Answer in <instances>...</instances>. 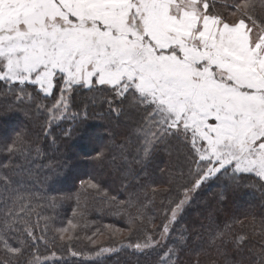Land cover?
<instances>
[{"label": "snow or ice", "instance_id": "snow-or-ice-1", "mask_svg": "<svg viewBox=\"0 0 264 264\" xmlns=\"http://www.w3.org/2000/svg\"><path fill=\"white\" fill-rule=\"evenodd\" d=\"M0 84L54 119L81 89L108 93L109 111L128 117L124 146L138 158L173 142L187 149L168 188L129 197L125 207L136 214L128 215L127 243L100 244L96 229L87 236L93 250L71 257L103 264L131 250L177 264L180 241L169 240L194 193L225 178L233 189L255 179L264 190V0H0ZM47 98L50 107L37 102ZM12 143L22 154L24 138ZM0 184V264H47L31 249L43 244L56 257L48 245L57 237L36 233L26 219L27 189ZM82 185L100 190L91 180ZM158 194L160 225L149 209ZM142 218L151 227H137ZM78 227L59 229L65 247L79 238Z\"/></svg>", "mask_w": 264, "mask_h": 264}, {"label": "trees", "instance_id": "trees-1", "mask_svg": "<svg viewBox=\"0 0 264 264\" xmlns=\"http://www.w3.org/2000/svg\"><path fill=\"white\" fill-rule=\"evenodd\" d=\"M106 97L111 98L108 93L81 89L73 93L64 118L54 119L28 99L17 101L0 84V180L7 179L11 188L27 189L24 194L31 199L26 201L30 205L26 219L36 233L46 228L47 239L57 237L55 245H48L56 257L43 244L38 251L31 249L42 262L47 256V264H96L70 255L73 250H93L87 236L96 229L100 244L127 243L128 215L136 214L134 208L125 207L129 197L151 198V189L168 188L181 170L187 149L178 142L161 146L147 160L125 147L128 117L117 118L110 112ZM37 102L50 107L52 98ZM17 136L25 141L22 154L12 143ZM86 180L97 183L100 190L87 189L82 185ZM230 183L227 178L211 182L193 194L169 240L180 241L175 245L177 264H264V190L255 179L250 182L253 186L240 189ZM152 199L149 209H157L153 222L160 225L158 210L164 197L158 194ZM69 222L79 225L74 233L79 238L65 247L58 239L59 229L71 231ZM145 224L151 227L143 218L136 226ZM116 229L123 230L122 234L113 236ZM103 264H156V256L121 250Z\"/></svg>", "mask_w": 264, "mask_h": 264}]
</instances>
